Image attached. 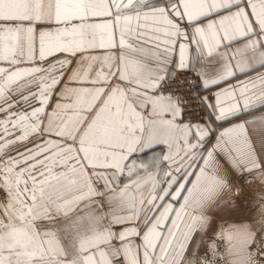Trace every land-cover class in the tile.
<instances>
[{
    "label": "snow or ice",
    "instance_id": "obj_1",
    "mask_svg": "<svg viewBox=\"0 0 264 264\" xmlns=\"http://www.w3.org/2000/svg\"><path fill=\"white\" fill-rule=\"evenodd\" d=\"M257 65L264 0H0V264H264Z\"/></svg>",
    "mask_w": 264,
    "mask_h": 264
},
{
    "label": "crops",
    "instance_id": "obj_2",
    "mask_svg": "<svg viewBox=\"0 0 264 264\" xmlns=\"http://www.w3.org/2000/svg\"><path fill=\"white\" fill-rule=\"evenodd\" d=\"M257 68L258 71H264V69H259L258 65L255 66ZM249 71H251V69H249ZM252 75H255V73H252ZM241 79H244V77H241ZM233 83H235V81H233ZM235 122L233 117H229L227 120L225 121H219V122H215L214 123V130L216 126L219 127H228L230 123ZM192 179H194V177H192ZM241 222H245V221H241ZM219 224V222H218ZM56 228L58 230V233L60 235L61 241L62 243L67 246V247H71L72 243H73V237L70 233H66L63 228H64V222L60 221L57 225Z\"/></svg>",
    "mask_w": 264,
    "mask_h": 264
}]
</instances>
